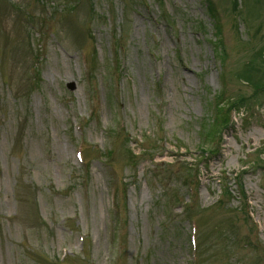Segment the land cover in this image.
<instances>
[{"label": "rangeland", "instance_id": "374dc122", "mask_svg": "<svg viewBox=\"0 0 264 264\" xmlns=\"http://www.w3.org/2000/svg\"><path fill=\"white\" fill-rule=\"evenodd\" d=\"M211 1L217 34L205 0H0V264H264V0Z\"/></svg>", "mask_w": 264, "mask_h": 264}, {"label": "trees", "instance_id": "16d2710c", "mask_svg": "<svg viewBox=\"0 0 264 264\" xmlns=\"http://www.w3.org/2000/svg\"><path fill=\"white\" fill-rule=\"evenodd\" d=\"M208 13L211 14L210 17L213 19V22H214L213 28L218 32L220 29L219 21H218L216 15L213 14V11L210 9L209 3H208ZM215 38H216V36H215ZM216 46L219 49V44H216ZM218 51H221V50H218ZM260 90H264V86H262V88ZM244 102H245V100H243L242 98H241V100L237 99V100H234L231 102H227V101H225V98L222 96L218 100V103H220V105H222V103H223L226 108L220 107V105L216 106L215 118L211 122L208 120V127L206 130L203 129L202 136L204 138H207L209 141L216 138V136H217L216 133L219 131V129L222 127H226L227 124L229 123L228 120H229L230 111L233 109H238L241 106V104Z\"/></svg>", "mask_w": 264, "mask_h": 264}]
</instances>
